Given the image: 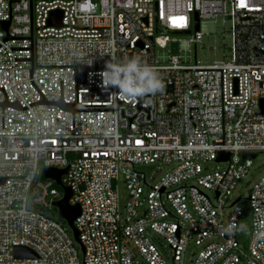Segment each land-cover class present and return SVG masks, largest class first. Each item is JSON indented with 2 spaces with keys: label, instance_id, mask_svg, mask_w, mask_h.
<instances>
[{
  "label": "built area",
  "instance_id": "2783aa9c",
  "mask_svg": "<svg viewBox=\"0 0 264 264\" xmlns=\"http://www.w3.org/2000/svg\"><path fill=\"white\" fill-rule=\"evenodd\" d=\"M194 13V46L202 19L229 17L227 59L182 63L180 39L157 32H190ZM130 56L158 70L161 91L131 99L101 85L105 63ZM261 99L264 0H0V264H264V172L231 199L264 155ZM152 163L168 169L138 168ZM66 167L83 253L43 172Z\"/></svg>",
  "mask_w": 264,
  "mask_h": 264
},
{
  "label": "rangeland",
  "instance_id": "374dc122",
  "mask_svg": "<svg viewBox=\"0 0 264 264\" xmlns=\"http://www.w3.org/2000/svg\"><path fill=\"white\" fill-rule=\"evenodd\" d=\"M200 31L202 32L201 41L196 43H189V38L193 35L194 28L188 33H177L174 36L180 39V49L178 55H180V61L182 63H194L196 59L203 64L213 62V60H222L229 57V50L231 44L230 37V19L229 17L219 16L215 21L213 19H202ZM160 60H165L168 53L166 50H158ZM253 165L250 167L247 176L242 179L236 189L234 190L231 199L238 197L239 193H242L244 197L248 193L251 184L264 172V155L258 154L252 159ZM212 168H215V163H208ZM158 167H161L160 169ZM148 176L157 178L163 174L168 167L159 163H152L148 165L138 166ZM245 211L244 216L240 219L241 227L237 233V240L241 246H246L249 241L250 235V211L249 204L245 199L240 203ZM161 252L167 259L168 249L163 241L157 243Z\"/></svg>",
  "mask_w": 264,
  "mask_h": 264
},
{
  "label": "clouds",
  "instance_id": "9594fccd",
  "mask_svg": "<svg viewBox=\"0 0 264 264\" xmlns=\"http://www.w3.org/2000/svg\"><path fill=\"white\" fill-rule=\"evenodd\" d=\"M104 88H115L121 97L131 99L155 95L164 88L158 70L143 62L140 56L116 60L111 58L99 73ZM111 94V95H113Z\"/></svg>",
  "mask_w": 264,
  "mask_h": 264
},
{
  "label": "water",
  "instance_id": "95a60500",
  "mask_svg": "<svg viewBox=\"0 0 264 264\" xmlns=\"http://www.w3.org/2000/svg\"><path fill=\"white\" fill-rule=\"evenodd\" d=\"M61 17H62V15H61V12H59V11L52 13L51 24H55V25L59 26L60 21H61ZM194 18H195L194 30L198 31L199 30V17L197 16L196 13H194ZM157 32L161 33V34H163V33L177 34V33H188L189 31H186V32H179L178 31L177 32V31L168 30V29L163 28V27H157ZM172 51L174 53L177 51V43L176 42L172 43ZM258 113H264V100L263 99L260 100V109L258 110ZM256 154L257 153H255V152H248V151L241 152L242 156L250 155L251 157H254V156H256ZM228 156H229L228 152H219L216 161L226 160L228 158ZM66 171H67V167L63 168V169L45 168L43 170L45 178L54 180L55 183L57 184V186H59L63 190V197L60 200L56 201L54 203V205L58 209V217L63 219L66 222L67 226L70 228V230L72 232L74 241L80 245L81 251L83 253L84 249H83V247L80 243V240L78 238V231L76 230V228L73 224L74 219L80 213V207L78 204H75V205L69 204L68 200L72 194L71 189H70V187L63 184L61 181V177L66 173ZM14 255L16 257H24V258L34 257V253L25 247H16L14 249Z\"/></svg>",
  "mask_w": 264,
  "mask_h": 264
},
{
  "label": "snow or ice",
  "instance_id": "6c2138e0",
  "mask_svg": "<svg viewBox=\"0 0 264 264\" xmlns=\"http://www.w3.org/2000/svg\"><path fill=\"white\" fill-rule=\"evenodd\" d=\"M242 6H243V4H242ZM181 20L183 19V18H180ZM175 22V21H174Z\"/></svg>",
  "mask_w": 264,
  "mask_h": 264
}]
</instances>
